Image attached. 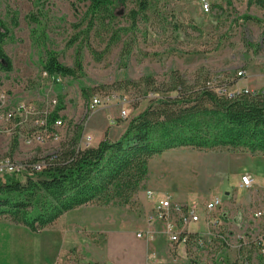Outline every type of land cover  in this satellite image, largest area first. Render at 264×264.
Returning a JSON list of instances; mask_svg holds the SVG:
<instances>
[{
  "label": "rangeland",
  "instance_id": "obj_1",
  "mask_svg": "<svg viewBox=\"0 0 264 264\" xmlns=\"http://www.w3.org/2000/svg\"><path fill=\"white\" fill-rule=\"evenodd\" d=\"M258 1L264 3V0H231V5L226 4L227 0H147V10L141 12L136 0H123L116 6L114 18L96 19L90 24L86 0H0V21L10 33L2 50L11 67L9 72L0 70V110H10L18 103L42 108L51 101L64 107L58 113L63 122L58 141L28 143L26 126L10 132V123L2 121L0 160L11 158L23 163L46 156L72 139L78 129L80 144L84 135L91 137L92 145L103 134L110 141L115 140L123 123H129L149 103V98H143L144 87L138 85L146 77L159 84L167 81L173 71L189 82L197 76H218L228 84L231 93L264 92V8ZM132 11L136 13L134 20ZM243 16L251 19L242 20ZM47 53H54L58 62L68 68L80 60L77 77H48L42 70ZM82 90H87L89 97L97 91L126 97L128 117L118 118L121 110L118 105L88 112L89 98H83ZM14 137L17 148L11 154ZM243 155L179 148L149 161L147 180L155 185L158 194L169 195L180 203H204L217 197L229 204L220 209L219 229L227 236V246L217 240L202 247L192 244L190 249L181 248L170 256L162 237L155 235L147 241L148 228L137 227V231H142L138 241L146 243L141 247L156 253L157 264L235 262L237 252L232 245L238 244L239 235L250 231L253 223L249 217L255 209L250 206V211H243L242 207H233L234 203L224 193L234 192L230 188L231 170ZM257 168L259 176H263L264 165ZM237 194L248 200L251 197L241 190ZM139 206L137 199V203L123 207H80L65 213L39 233L0 218V245H12L0 261L79 264L77 247L58 256L59 245H99L105 237L100 230L111 235L115 225L120 224H125L129 232L135 228L131 222L145 220V212L139 211ZM138 253L139 247L137 257ZM242 254L251 264H264V256L254 245ZM92 255L106 263L119 262L108 259L101 250L94 249ZM140 260L144 262V255L140 254Z\"/></svg>",
  "mask_w": 264,
  "mask_h": 264
},
{
  "label": "trees",
  "instance_id": "obj_2",
  "mask_svg": "<svg viewBox=\"0 0 264 264\" xmlns=\"http://www.w3.org/2000/svg\"><path fill=\"white\" fill-rule=\"evenodd\" d=\"M86 1L90 24L96 19L114 18L116 6L123 3ZM136 1L139 10L145 12L147 0ZM226 4L231 5V0ZM257 4L264 8L262 1ZM131 17L134 20L136 13L132 11ZM7 38L10 33L0 21V70L4 72L11 70L2 50ZM42 70L48 77L74 79L81 65L77 60L73 68L65 67L54 53H47ZM138 85L144 87L143 98H149V103L129 121L118 140L110 141L105 136L95 147L81 148L78 129L51 154L29 162H43L41 172L1 181L0 218L39 233L82 206H127L147 178L149 161L169 150L189 148L264 157V92L242 90L228 97L220 94L227 91L228 84L218 76H197L189 82L175 71L165 82L158 84L146 77ZM82 96L88 99V91L82 90ZM63 109L59 102L49 116V125ZM16 148L14 137L10 153Z\"/></svg>",
  "mask_w": 264,
  "mask_h": 264
},
{
  "label": "built area",
  "instance_id": "obj_3",
  "mask_svg": "<svg viewBox=\"0 0 264 264\" xmlns=\"http://www.w3.org/2000/svg\"><path fill=\"white\" fill-rule=\"evenodd\" d=\"M204 9H208L206 4H204ZM243 91L248 92V90ZM239 92L231 93L228 90H222L220 94L232 97L233 94ZM128 104V99L124 96L115 93L97 92L89 97L87 111L93 113L99 109L118 105L121 107L118 118L124 120L128 117V110H126ZM56 106V101H51L48 106L46 104L42 108L18 103L10 110H0V124L4 120L8 121L10 132L20 130L19 127L24 128L26 126L28 132L25 140L28 143L32 140L38 143L46 140L58 141V131L63 126L61 118L55 120L53 124H48L49 116L54 112ZM91 144V137L84 135L79 145L81 148H89ZM30 161L20 163L13 161L11 158L0 160V182L6 178L21 177L23 179L41 172L44 167L43 162L29 163ZM254 185L255 180L251 175L243 174L240 176L238 189L247 191L252 189ZM145 198L150 203L149 213L146 217L148 225L146 240H151L155 235L162 237L170 256L176 255L181 248L190 249L192 244L202 247L210 241L217 240L220 244L227 246V236H224L219 230L222 225L220 219L222 216L220 212L222 200L220 198L214 197L204 203H180L174 201L169 195L158 194L150 190L145 191ZM262 219L263 213L254 211L250 231L239 235L237 237L238 244L232 245V248L236 249L237 252L235 260L237 264H251L249 259L242 254L250 245L258 247L262 256H264V221ZM136 237L142 238V234L138 233ZM145 264H157L155 252H147ZM208 264L215 263L209 262Z\"/></svg>",
  "mask_w": 264,
  "mask_h": 264
},
{
  "label": "crops",
  "instance_id": "obj_4",
  "mask_svg": "<svg viewBox=\"0 0 264 264\" xmlns=\"http://www.w3.org/2000/svg\"><path fill=\"white\" fill-rule=\"evenodd\" d=\"M255 92H262V91L256 90ZM127 125H128L127 122L123 123L122 131L118 134V137L112 141H116L119 139L123 131L127 128ZM104 137L105 135L103 134L102 138H100L94 145L91 144V147H95L98 144V142H100ZM107 138L110 140V137H107ZM236 163L237 164L236 166L232 168L231 175H230V178L232 179L230 188L234 190V192L232 191L226 192L224 193V196L228 198V200L231 199V201L234 203L233 207L238 206V207L244 208L243 211L244 210L250 211L249 209L250 206H253L255 210H253L252 213L254 211H261L263 213L262 221H264V175L259 176L260 174H258L259 172L257 170L258 169L257 167L260 164L264 165V157H261V156L253 157L248 154H244L243 158L238 159ZM243 174H249L255 180V185L252 187V189L247 190V191L241 190L243 194L248 193V192L249 194H251V197L249 200L244 198L243 195L239 196L237 194L238 191H240V189H238V186L240 184V176ZM154 186L155 185H151L146 178V180L143 182L139 191L132 198L131 202H136V203H137V199H139V203H140L139 211L141 210L142 213L145 212V220H143L140 223L138 221L131 222V224L135 226L134 229L129 230L128 232L125 224L115 225L117 227L114 228L113 230L114 232L111 235L106 233V230L99 229L105 235V237L103 238V241L99 245H91V244L90 245H64L63 247L59 245L60 247L59 249L61 250V253L58 254V256H62L63 254H65V252L70 250V248L74 249L77 247V249L79 250L78 253L80 254L79 264H114L112 262L106 263L104 261L95 259L93 257L94 255H92V253H94V249L101 250L102 252L106 253L108 259L119 261L118 263H115V264H145V260L144 262L140 260V254L144 255L146 259L147 252L145 248L141 247V245H146V243H140L138 240L141 238H137L136 235L140 233L141 231V230L137 231V227L140 226L144 229L148 228V225L146 223V217L149 213L150 203L145 198V191L150 190V191L156 192L157 188H155ZM210 199L212 198H208V200ZM227 204H228L227 201L222 200V206L225 207ZM87 206H92V205H87ZM82 207H85V206H82ZM251 219H252V215L249 217V220ZM122 220L125 221V218H123ZM80 228L87 229L86 227H83V226H81ZM82 238L85 241H87L85 237H82ZM10 246L12 245H0V260L4 259L5 253H7ZM138 247H139V253L137 257ZM89 249H91V251ZM90 252L92 253L89 254ZM0 264H6V263L0 261ZM39 264H45V263H39Z\"/></svg>",
  "mask_w": 264,
  "mask_h": 264
}]
</instances>
